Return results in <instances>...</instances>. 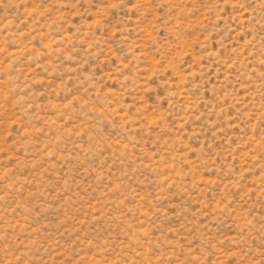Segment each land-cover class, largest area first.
I'll return each mask as SVG.
<instances>
[{
    "label": "rangeland",
    "instance_id": "obj_1",
    "mask_svg": "<svg viewBox=\"0 0 264 264\" xmlns=\"http://www.w3.org/2000/svg\"><path fill=\"white\" fill-rule=\"evenodd\" d=\"M0 264H264V0H0Z\"/></svg>",
    "mask_w": 264,
    "mask_h": 264
}]
</instances>
